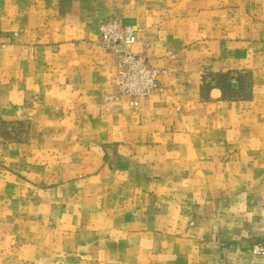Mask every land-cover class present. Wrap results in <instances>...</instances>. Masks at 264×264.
I'll use <instances>...</instances> for the list:
<instances>
[{"label": "crops", "instance_id": "0c3cea01", "mask_svg": "<svg viewBox=\"0 0 264 264\" xmlns=\"http://www.w3.org/2000/svg\"><path fill=\"white\" fill-rule=\"evenodd\" d=\"M108 17L165 71L137 109ZM258 242L264 0H0V264H264Z\"/></svg>", "mask_w": 264, "mask_h": 264}, {"label": "built area", "instance_id": "2783aa9c", "mask_svg": "<svg viewBox=\"0 0 264 264\" xmlns=\"http://www.w3.org/2000/svg\"><path fill=\"white\" fill-rule=\"evenodd\" d=\"M100 45L115 57L116 73L108 80L117 91V97L127 98L137 109L140 99L150 96L159 86V78L165 71L153 65L143 53L131 47L138 42V29L127 25L119 17H108L99 24ZM257 245L255 250L263 254Z\"/></svg>", "mask_w": 264, "mask_h": 264}, {"label": "rangeland", "instance_id": "374dc122", "mask_svg": "<svg viewBox=\"0 0 264 264\" xmlns=\"http://www.w3.org/2000/svg\"><path fill=\"white\" fill-rule=\"evenodd\" d=\"M7 126H9V125H7ZM13 126H15V125H13ZM17 127H18V125H17ZM257 245H259V246L262 248L261 250L264 249V244L258 242V243H256L255 245H253V247H252L253 252L264 256V253L261 254V253L256 252V250H255V246H257Z\"/></svg>", "mask_w": 264, "mask_h": 264}, {"label": "trees", "instance_id": "16d2710c", "mask_svg": "<svg viewBox=\"0 0 264 264\" xmlns=\"http://www.w3.org/2000/svg\"><path fill=\"white\" fill-rule=\"evenodd\" d=\"M225 79V81L227 80L226 78H221V80L223 81ZM230 84V82H228V85ZM230 86H231V84H230Z\"/></svg>", "mask_w": 264, "mask_h": 264}, {"label": "water", "instance_id": "95a60500", "mask_svg": "<svg viewBox=\"0 0 264 264\" xmlns=\"http://www.w3.org/2000/svg\"><path fill=\"white\" fill-rule=\"evenodd\" d=\"M236 85V83H234Z\"/></svg>", "mask_w": 264, "mask_h": 264}]
</instances>
